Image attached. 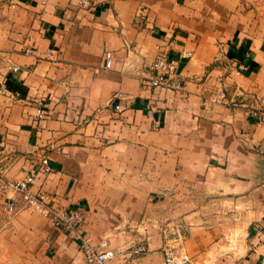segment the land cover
Listing matches in <instances>:
<instances>
[{"label": "crops", "instance_id": "1", "mask_svg": "<svg viewBox=\"0 0 264 264\" xmlns=\"http://www.w3.org/2000/svg\"><path fill=\"white\" fill-rule=\"evenodd\" d=\"M161 51L177 89L145 82ZM31 172L92 243L143 241L133 264H165V246L264 264V0H0V264H87L5 186Z\"/></svg>", "mask_w": 264, "mask_h": 264}, {"label": "built area", "instance_id": "2", "mask_svg": "<svg viewBox=\"0 0 264 264\" xmlns=\"http://www.w3.org/2000/svg\"><path fill=\"white\" fill-rule=\"evenodd\" d=\"M79 4L83 7H88L90 0H78ZM191 53L189 51H182L183 58H189ZM103 68L109 69L112 64L111 53L106 51L104 54ZM14 70L17 68L14 67ZM178 62L169 57L166 51H161L156 58H154L148 65L149 76L145 82L152 88H171L177 89L180 86L179 81H172L171 79L177 76ZM121 93L113 95L114 99L120 98ZM224 98V95H222ZM37 115L41 117L44 112L42 104L39 102ZM120 106L115 105L114 109L119 110ZM155 126H158L155 123ZM41 164L45 170L51 169L50 164L46 158L41 160ZM35 173H29L24 179L15 182H5V186H10L15 193H17L22 200L23 207H33L45 218L49 219L53 226L59 231L67 233L78 242L79 249L83 252L87 264H107L115 257H122L123 264H133L135 259L134 255L142 254L145 252V243L142 241L140 244L131 249L130 251H115L111 249L106 240H101L99 243H92L91 240L83 231V222L85 219V212L80 207L70 208H56L50 204V197L47 193L38 191L32 192L30 187L34 183ZM15 199L8 198L4 203V210L13 214L16 210ZM164 263L165 264H192L188 256L179 254L170 246L163 248Z\"/></svg>", "mask_w": 264, "mask_h": 264}]
</instances>
